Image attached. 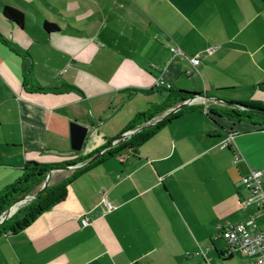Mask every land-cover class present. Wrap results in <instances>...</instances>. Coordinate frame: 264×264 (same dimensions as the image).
<instances>
[{
	"label": "crops",
	"instance_id": "crops-1",
	"mask_svg": "<svg viewBox=\"0 0 264 264\" xmlns=\"http://www.w3.org/2000/svg\"><path fill=\"white\" fill-rule=\"evenodd\" d=\"M6 5L25 14L23 26L3 15ZM0 36V196L29 162L84 168L165 102L158 81L202 93L195 109L135 149L99 157L51 208L1 235L0 264H249L227 254L222 231L258 214L241 176L264 171V127L213 113L227 102L264 106L262 0H0ZM72 122L88 128L80 151ZM65 170L55 167L41 189Z\"/></svg>",
	"mask_w": 264,
	"mask_h": 264
},
{
	"label": "trees",
	"instance_id": "trees-1",
	"mask_svg": "<svg viewBox=\"0 0 264 264\" xmlns=\"http://www.w3.org/2000/svg\"><path fill=\"white\" fill-rule=\"evenodd\" d=\"M264 2V0H262ZM3 15L13 21L14 23L18 24L19 26H23L25 23V14L17 8L12 6L6 5L2 9ZM44 28L48 32H53L58 30V26L53 23H44ZM1 37V36H0ZM1 41L5 42L4 39ZM264 90V84L260 85ZM38 90H43L37 88ZM169 94L166 97L165 102L162 105H155L151 107V110L148 113L138 114L134 120V122L125 130L129 131L133 129L136 125L142 124L147 122L148 120L152 119L155 115L161 114L165 112L167 109L181 104L187 100L196 98L198 96H202L200 92H191L183 89L178 90H169ZM232 107L225 108L219 110L217 113H213L219 116H225L231 121H246L251 122L255 126L264 127V106L259 104H252V103H240V102H228ZM195 109L194 105H189L174 114L166 117L164 120L160 121L155 125H150L148 127L143 128L142 130L138 131L132 137H130L127 141L123 144L118 146L116 149L108 150L106 154L102 157L115 155L120 152H127L130 150L135 149L137 146L141 145L147 139H149L155 132L164 124L170 122L171 120L179 117L181 114L189 112ZM211 114V112H210ZM122 135V134H121ZM113 141V140H112ZM92 158L82 159L81 161L84 162L85 160H90ZM88 162V161H87ZM85 162V167L80 169H87L88 167L92 166L95 162ZM67 163L64 164H39L37 162H29L24 168L22 177L17 181L14 185L7 187L4 192L0 196V214L2 210L6 208L10 209L16 207L18 204L22 202L24 198L31 196L32 191L43 184L47 174L52 171L55 167L65 166ZM79 171H75V174L79 173ZM74 174V175H75ZM74 178V177H73ZM65 195V185H59L55 189L53 188H45L41 191V193L37 196V199L34 200L30 205H28L25 210L20 209L14 217L10 220L4 221L0 224V236L9 232H16L18 230L23 229L28 224H30L35 217L51 208L58 200L62 199ZM44 203V205H43ZM36 206V209H34ZM24 214L25 217L22 215ZM24 217L23 220L21 218Z\"/></svg>",
	"mask_w": 264,
	"mask_h": 264
},
{
	"label": "built area",
	"instance_id": "built-area-1",
	"mask_svg": "<svg viewBox=\"0 0 264 264\" xmlns=\"http://www.w3.org/2000/svg\"><path fill=\"white\" fill-rule=\"evenodd\" d=\"M175 54H183L180 49L171 48ZM190 62L197 66L200 64L199 57H193ZM157 88L171 90V84L162 80L156 83ZM234 141L233 132L221 142L222 149L232 147ZM242 159L238 152H234V162ZM264 171L259 169H250L241 176V184L250 192L252 198L259 197L260 206L256 216L249 221L235 225H228L222 231V236L226 241L227 254H243L249 259V264H264V190H263ZM252 199L244 201V206L250 205ZM103 206L107 211L113 209V206L107 201H103ZM90 224V218L86 215L81 216V227H87Z\"/></svg>",
	"mask_w": 264,
	"mask_h": 264
},
{
	"label": "water",
	"instance_id": "water-1",
	"mask_svg": "<svg viewBox=\"0 0 264 264\" xmlns=\"http://www.w3.org/2000/svg\"><path fill=\"white\" fill-rule=\"evenodd\" d=\"M194 101V98L193 99H190V100H187L181 104H178V106L176 107H173L169 110V112L164 115L161 119H159L156 123L154 124H157L159 123L160 121L164 120L166 117L174 114L175 112L189 106L192 104V102ZM228 103V102H227ZM229 104V103H228ZM230 105V104H229ZM153 125V124H151ZM150 126V125H148ZM146 126V127H148ZM70 127H71V144H72V149L75 150V151H80L85 143V140L87 138V134H88V128L77 123V122H72L70 124ZM143 128L145 127H142V128H133L129 131H126V133L122 134L119 138H117L114 142L110 143L109 145L106 146V148H109L111 146H117L121 143H123L124 141L128 140L130 137H132L134 134H136L138 131L142 130ZM100 157V153H98L97 155H95L94 157L91 158L90 161H88L87 163L89 162H92V161H95L97 160L98 158ZM82 166H78V168H80ZM45 188H47L46 186L43 187L38 193H36L33 197L31 196H28L27 198H24L22 200V202L20 203V205H23L24 203H26L28 200H31L33 199L34 197L38 196L42 190H44Z\"/></svg>",
	"mask_w": 264,
	"mask_h": 264
},
{
	"label": "rangeland",
	"instance_id": "rangeland-1",
	"mask_svg": "<svg viewBox=\"0 0 264 264\" xmlns=\"http://www.w3.org/2000/svg\"><path fill=\"white\" fill-rule=\"evenodd\" d=\"M115 140H113V141H110L109 143H108V145L110 144V143H112V142H114ZM127 141V140H126ZM125 142V141H124ZM123 142V143H124ZM123 143H121V144H123ZM121 144H119V145H117V146H111V147H109L108 149L109 150H112V149H116L118 146H120ZM79 162H72V163H69V164H67V165H65L64 167L65 168H67L68 170H65L64 172L62 171V173H60V172H58L59 174H63L64 176L66 175L67 177L63 180V182H59V183H57L56 185L54 184L55 183V181H58L59 179H60V177H57L56 178V176L55 177H52V179L50 180V182H49V184H53V185H51V186H48L49 188H53V189H55L57 186H59V185H62V184H64L68 179H70L74 174H75V171L78 169V166H79ZM57 173V172H56ZM57 173V174H58ZM59 176V175H58ZM62 176V175H61ZM14 183H12V185H13ZM41 187H42V185H40V186H38V187H36L33 191H32V193H31V197H33L36 193H38L39 191H40V189H41ZM37 199V196L36 197H34L33 199H31V200H28L26 203H24L23 205H20V204H18L16 207H13V208H10V209H8V208H6L5 210H2V213L0 214V224L1 223H3L4 221H7V220H10L12 217H14L18 212H20L19 210L20 209H22V210H25V208L28 206V205H30L34 200H36ZM43 205H44V203H43ZM35 208L34 209H36V206H34ZM24 217H25V215L24 214H22ZM24 217H22L21 218V220H23L24 219Z\"/></svg>",
	"mask_w": 264,
	"mask_h": 264
},
{
	"label": "flooded vegetation",
	"instance_id": "flooded-vegetation-1",
	"mask_svg": "<svg viewBox=\"0 0 264 264\" xmlns=\"http://www.w3.org/2000/svg\"><path fill=\"white\" fill-rule=\"evenodd\" d=\"M108 148H103L102 150H100L98 153H100V157H102L104 154H106L108 152Z\"/></svg>",
	"mask_w": 264,
	"mask_h": 264
}]
</instances>
